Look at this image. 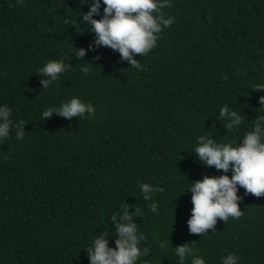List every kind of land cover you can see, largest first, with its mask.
Wrapping results in <instances>:
<instances>
[{
	"label": "trees",
	"instance_id": "obj_1",
	"mask_svg": "<svg viewBox=\"0 0 264 264\" xmlns=\"http://www.w3.org/2000/svg\"><path fill=\"white\" fill-rule=\"evenodd\" d=\"M91 3L0 0V107L11 109L12 121L0 140V264H90L86 249L101 233L116 247L111 216L125 204L140 210L139 246L149 249L136 264H179L174 249L186 243L194 251L185 264L193 256L222 264L229 253L237 264H264V197L240 188L243 215L218 219L203 236L187 223L191 183L225 174L197 159L198 138L239 144L264 115V91L252 89L264 84V0H170L162 11L174 23L135 57L143 70L110 48L93 51L91 25L81 21L77 31L64 23H79ZM104 7L101 0L94 19ZM54 60L71 68L44 90L39 69ZM71 98L91 103L95 114L41 119ZM225 105L243 118L229 131L220 118ZM21 120L25 135L17 139ZM141 183L163 192L144 201Z\"/></svg>",
	"mask_w": 264,
	"mask_h": 264
},
{
	"label": "clouds",
	"instance_id": "obj_2",
	"mask_svg": "<svg viewBox=\"0 0 264 264\" xmlns=\"http://www.w3.org/2000/svg\"><path fill=\"white\" fill-rule=\"evenodd\" d=\"M22 3V0H20ZM81 4L88 0H79ZM105 5L101 19L94 16L101 15V0H92L90 10L79 14L80 20L65 19L67 25L76 27L77 31L83 24L91 25L90 30L94 36V45L89 47L94 51L97 47L110 48L120 54L122 61L130 63L131 68L143 70L137 55L143 57L156 46L160 34L164 28L174 23L173 17H168L162 11L171 7L170 0H103ZM86 49H77V59L83 60ZM99 60L100 57H95ZM71 68L63 60L48 61L39 69L38 76L47 77L41 81L44 90L58 81L60 76ZM87 75L90 69H82ZM252 89L264 91V84H254ZM259 103L264 105V96L259 98ZM58 114L68 120L77 117L92 116L95 108L91 103H84L79 98H71L63 102L58 108H48L42 113L41 119L47 120L53 114ZM11 109L7 106L0 107V140L6 141L9 137L12 121ZM220 118L227 121L225 129L228 131L242 124L243 118L236 111L225 105L220 110ZM25 122L19 121L15 125L16 138L23 139L25 135ZM194 153L197 159L207 167H214L225 174L220 176L204 175L201 180L191 183L189 191L192 193L193 205L191 218L187 221L189 231L193 235L203 236L209 230L216 231L219 220L227 224L228 219H239L243 212L240 210L242 197L238 195L240 188L245 189L246 195H254L257 198L264 197V115H259L251 131H248L239 144L220 143L213 137L200 136ZM231 171V177L227 173ZM139 187L143 193L144 201H151L156 192H163V188L141 183ZM151 211L158 210V204H148ZM134 217H140V210L130 211V206L125 204L121 212L111 216L115 224L118 237L115 240V248L109 247L107 233L98 235L91 247L86 249L90 264H136L142 255H148V248H140L142 240L146 237L138 233ZM167 241L160 243V247L167 246ZM193 245L184 244L176 247L175 256L179 258V264H185L186 257L193 254ZM238 257L234 253L222 258V264H237ZM191 264H205V260L199 256H193Z\"/></svg>",
	"mask_w": 264,
	"mask_h": 264
}]
</instances>
